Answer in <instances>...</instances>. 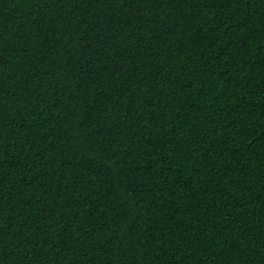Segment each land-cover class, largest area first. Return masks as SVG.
<instances>
[{
	"label": "trees",
	"instance_id": "obj_1",
	"mask_svg": "<svg viewBox=\"0 0 264 264\" xmlns=\"http://www.w3.org/2000/svg\"><path fill=\"white\" fill-rule=\"evenodd\" d=\"M0 264H264V0H0Z\"/></svg>",
	"mask_w": 264,
	"mask_h": 264
}]
</instances>
